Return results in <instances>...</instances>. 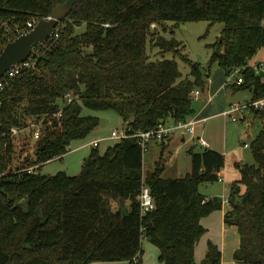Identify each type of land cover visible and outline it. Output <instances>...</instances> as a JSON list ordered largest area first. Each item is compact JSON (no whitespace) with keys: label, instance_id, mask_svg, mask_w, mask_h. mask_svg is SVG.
I'll list each match as a JSON object with an SVG mask.
<instances>
[{"label":"trees","instance_id":"trees-1","mask_svg":"<svg viewBox=\"0 0 264 264\" xmlns=\"http://www.w3.org/2000/svg\"><path fill=\"white\" fill-rule=\"evenodd\" d=\"M62 4L71 11L58 26L60 37L36 46L35 68L0 94V173L10 171L0 177V264H143L144 239L157 246L164 264H222L213 241L199 263L195 249L207 232L202 218L223 206L221 197L200 191L202 184L219 180L223 153L194 144L187 151L191 172L165 178L163 157L144 173L145 152L129 135L104 153L92 147L76 175H45L40 167L100 125L101 117L84 108L116 112L130 134L196 114L192 91L205 90L210 70L203 73L193 64L190 76L183 77L175 59L152 60L147 43L155 22H224L210 62L227 75L241 69L243 82L233 88L264 97V80L249 66L264 47V0H0V43L5 23L14 27L34 16L46 18ZM154 45L172 51L180 42L163 37ZM67 94L74 99L60 117L45 121L35 160L26 156L13 166L10 130L20 124V105L25 103V115L53 112ZM251 150L255 164L235 163L241 177L231 184L225 216L226 225L237 226L240 234L235 264H264V132ZM31 165L39 172H17ZM144 185L156 204L146 213L139 199Z\"/></svg>","mask_w":264,"mask_h":264},{"label":"rangeland","instance_id":"rangeland-1","mask_svg":"<svg viewBox=\"0 0 264 264\" xmlns=\"http://www.w3.org/2000/svg\"><path fill=\"white\" fill-rule=\"evenodd\" d=\"M224 22H216L211 24L208 20H189L184 23H177L174 21L155 22L150 27V35L148 36L147 52L152 60H161L162 58L175 59L183 74V77L190 76L192 72V65H198L201 71H209V78L207 80L206 90L201 91L198 97H193V106L197 117L210 116L207 122L197 123L198 128L204 129L207 136H212L216 139H221L222 143H228L231 148L233 145L240 152L242 151L247 159V162L254 163L253 154L251 151L252 141L256 136L264 132V119L261 114L264 112V101L258 104H253L254 101L263 100L264 97L254 98L251 90H235L233 83L236 81L241 73V69L237 72L233 71L230 75L218 65V63H211V56L213 49L211 47L218 41ZM86 24L76 27V32H83ZM176 38L180 45L172 51H163L155 47L154 43L158 38ZM259 63L262 67L263 75L261 79L264 80V47L249 60V66H254ZM261 73V72H260ZM206 79V77H204ZM229 79L232 80L229 81ZM239 102L244 108L238 112V121H232L224 114H217L229 108L230 103ZM206 109H204L205 104ZM20 125L21 132L14 137V153L12 154L13 166L18 162L31 156L30 161L35 160L33 151L35 150V140L31 133V127H25V111H23L25 103L20 105ZM203 109V110H202ZM201 114L199 115V113ZM85 114L98 115L102 118H108L109 122L105 127L99 125L97 131L90 134L84 139L75 140L70 145V151L66 154L56 157L40 167V172L45 175H56L59 172H66L69 175H76L81 171L82 163L85 157L90 154L91 146L86 145L89 141L97 138H105L100 142L99 149L104 153L106 149L114 145L118 140L110 138L114 129H124L123 119L114 111H95L84 108ZM195 115L191 118L195 119ZM244 141L249 143L250 148L244 147ZM191 147L189 142H181L176 140L169 154L168 145L164 146L165 154L163 162L165 170L163 177L175 178L180 175H186L191 172L192 164L191 158L187 151ZM200 148L199 145L196 146ZM228 154V152H227ZM161 149L152 141L149 144V149L144 153V169L151 171L155 169L156 160L160 159ZM236 166L232 156L227 155L225 160L226 172L232 174L236 171ZM229 184L224 183L223 180H218L213 183H205L200 186V191L205 195H214L218 197L229 196ZM21 204H26L25 199H18ZM228 206L227 204H224ZM219 213L213 211L205 219V227L207 232L200 238L195 250V260L199 262L203 259L208 248V241L211 240L217 243L223 250L222 264L234 263V252L239 246L240 236L237 227L229 226L230 228L223 234L221 227V218H218ZM224 239L225 244L222 246L221 241ZM144 254L142 256L143 264H164L159 258V249L156 245L147 239L143 242ZM108 264V263H104ZM129 264V263H126Z\"/></svg>","mask_w":264,"mask_h":264},{"label":"built area","instance_id":"built-area-1","mask_svg":"<svg viewBox=\"0 0 264 264\" xmlns=\"http://www.w3.org/2000/svg\"><path fill=\"white\" fill-rule=\"evenodd\" d=\"M46 17V18H50ZM41 19L39 17H32L30 18L26 23L24 24H17L14 27L9 26L8 23H5L4 29H3V39L0 43V55L3 52L5 46H6V42H10L13 41L14 39H16L17 37L30 32L31 30H33L35 28V26L39 23ZM60 24V22H59ZM59 24L57 25V27L55 28L54 34L52 37H50L48 40H46L43 43L40 44H45L48 41H53L56 40L60 37V31H59ZM39 45V44H38ZM36 45V46H38ZM36 46L33 48V51L31 52V54L29 55V57L19 63L13 64L5 73L4 75L0 78V94L1 92L11 84L12 80L21 76L26 70L29 69H34L36 66V59H37V54L39 52V49H36ZM239 70V69H237ZM237 70H235V72H237ZM254 70L260 74L262 67L260 66V64H256L254 66ZM229 81L232 82L231 79H229ZM243 82V76L240 75L238 78H236V81L234 83L240 84ZM200 89H194L192 91V96L193 97H198L201 94ZM74 99V97L71 94H67L65 96L64 100L59 101L58 104V108L53 111H46V112H41V113H36V114H26L25 115V122L26 125L25 127L28 129L29 127H31V133L33 134L34 140L35 142L40 138L41 134H42V130L43 127L45 125V121L48 118H52V117H60L63 113L64 107L70 103L72 100ZM263 100H257L254 101L253 104H258L260 102H263ZM2 107V99L0 97V110ZM242 108H244V106H242L239 102H235L230 104L229 108L227 110H225L224 115L227 116L228 118H230L232 121H238L239 117H238V112L242 111ZM196 124L197 121L193 118H188L187 120L184 121H179V122H174V121H170V122H164V123H160L156 128L151 129L149 131H136L133 134H130V131H128L127 128L124 127V129L122 130H118V129H114L111 133L110 138H114L117 140H120L124 137H128L129 135H132L134 137H136L138 139L139 144L141 145L142 149L144 152H146L149 149V144L152 141L155 142H166L169 141L171 138H173L174 135L178 134V133H184L185 135L188 134L191 138V140H193L195 143L194 144H200L202 146H209L207 140L202 137L199 136L197 137L196 135ZM21 125H14L11 130H10V135L12 137H15L17 134H19V132H21ZM104 139H107V137L105 138H96L93 139L91 141H89L86 145L91 146V147H96L100 145V142ZM36 144V143H35ZM246 146H249V143L245 144ZM35 146V145H34ZM35 153V151H33V154ZM10 171H5L3 173H0V177L8 174ZM17 172H29V173H38L39 172V166L38 165H31V166H26L23 167L19 170H17ZM219 180H223V177L220 176ZM140 202H141V209H142V213H146L149 212L153 209H155V200L154 197L152 195L151 189L147 186L144 185L142 187V191L141 194L139 196ZM223 204H230L229 202V197H223L222 198Z\"/></svg>","mask_w":264,"mask_h":264},{"label":"crops","instance_id":"crops-1","mask_svg":"<svg viewBox=\"0 0 264 264\" xmlns=\"http://www.w3.org/2000/svg\"><path fill=\"white\" fill-rule=\"evenodd\" d=\"M257 64H259V63H257ZM260 74H262L263 75V72H262V70H261V73ZM208 85V84H207ZM207 88V87H206ZM206 90V89H205ZM204 90V91H205ZM207 104L208 103H206L205 104V106H204V109H206V107H207ZM230 104H232V103H230ZM230 106V105H229ZM203 110V109H202ZM224 112H225V110L224 111H222V112H220V113H217V114H224ZM201 114V112L199 113V115ZM102 118V117H101ZM209 118H210V116H204V117H197V115H195V120L197 121V123H201V122H207L208 120H209ZM170 121H172V120H170ZM109 122V119L108 118H106V120L104 121V125L102 126V127H105L106 126V124ZM196 126H197V124H196ZM200 131H198L197 130V127H196V135H197V137H199V136H202V137H204L206 140H207V142H208V144H209V146H202V147H205V148H210V149H213V150H216V151H219V152H221V153H223L224 155H225V160H226V158H227V155H230V156H232V158L234 159V162L236 163V162H241V163H248V164H255V160H254V163H249V162H247V159H246V157H245V155H244V153L242 152V151H238L236 148L237 147H235L234 145L230 148L229 146H228V143H222V141H221V139H216V138H214V137H212V136H207V134L205 133V135H204V129H205V127H203V128H198ZM96 131L98 130L97 128L95 129ZM93 131L91 134H93L94 132H96V131ZM97 138V137H96ZM95 138V139H96ZM176 140H178V141H181V142H184V143H186V142H189L190 144H191V146L192 145H194V141L193 140H191V138H190V136L188 135V134H184L183 132L180 134V133H178V134H176V135H174L173 136V138H171L169 141H166V142H156V144L159 146V148L161 149V155H160V159H161V157H163L164 156V154H165V151H163V147L166 145H168V148L167 149H169V154H172V152L170 151L171 150V147H172V145H173V143L176 141ZM246 143H248L247 141H244V147H246V148H250L249 146H246L245 144ZM200 145V144H199ZM252 151V150H251ZM227 152H228V154H227ZM254 158V157H253ZM159 158L155 161V162H157L158 160H160ZM156 165V164H155ZM144 170V173L146 174L147 172H149V171H147V170H145V169H143ZM151 171H153V170H151ZM163 176V175H162ZM180 176H182V175H180ZM220 176H222L223 177V182L224 183H228L229 184V187H228V192H229V194H230V189H231V184L233 183V181H236V180H239L240 179V177H241V174H240V171L236 168V171L234 170V172L232 173V174H229V173H227L226 172V169H225V166H224V168L222 169V171H221V173H220ZM179 177V176H178ZM245 186L244 185H242V191H245ZM205 195V194H204ZM208 198H212V197H215L214 195L212 196V195H206ZM224 197H229V196H224ZM223 198V197H222ZM228 206H225L224 204H223V206H222V208L221 209H218V210H215V211H217L219 214V216H218V218H221V227H222V232H223V234L225 233V231H227L230 227H229V225H226V223H225V216H226V213L231 209V206H230V204H227ZM209 217V216H208ZM207 217H203L202 218V220H201V223H202V225L204 226L205 225V219H206ZM231 226H233V227H237V226H235V225H231ZM205 227V226H204ZM207 228V227H206ZM237 229H238V227H237ZM207 230H208V228H207ZM239 236H240V234H239ZM143 242H144V240H143ZM198 244V243H197ZM217 244V243H216ZM225 244V242H224V239H222V241H221V245L223 246ZM218 245V244H217ZM239 245H240V243H239ZM218 247L221 249V251H222V254H223V250H222V248L218 245ZM239 246H237V248H238ZM196 250V249H195ZM207 250H208V248L206 249V253H207ZM236 251V250H235ZM206 253H205V255H206ZM205 255L203 256V259H204V257H205ZM202 259V260H203ZM223 259V258H222ZM201 260V261H202ZM201 261H199V262H201ZM198 262V263H199ZM104 263H108V264H126V263H129L130 264V262H128V261H114V262H94V263H91V264H104ZM233 264H235V260H234V263Z\"/></svg>","mask_w":264,"mask_h":264},{"label":"water","instance_id":"water-1","mask_svg":"<svg viewBox=\"0 0 264 264\" xmlns=\"http://www.w3.org/2000/svg\"><path fill=\"white\" fill-rule=\"evenodd\" d=\"M71 11L68 4L57 6L50 18H42L33 30L25 33L5 46L0 55V78L13 65L26 60L33 48L53 36L55 28L66 18ZM106 118L100 119V125H104Z\"/></svg>","mask_w":264,"mask_h":264}]
</instances>
